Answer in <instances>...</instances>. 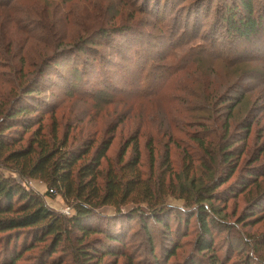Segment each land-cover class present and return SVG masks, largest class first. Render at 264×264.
Here are the masks:
<instances>
[{"label": "rangeland", "instance_id": "obj_1", "mask_svg": "<svg viewBox=\"0 0 264 264\" xmlns=\"http://www.w3.org/2000/svg\"><path fill=\"white\" fill-rule=\"evenodd\" d=\"M252 5L255 17L264 19V0H252ZM229 10L243 14L242 0H0L1 133L8 126L6 115L28 101L35 84L41 90L30 101L31 116H37L30 126L7 133L17 144L13 150H29L36 139L55 140L59 148L66 144L80 154L89 150L75 167L77 173L106 147L99 185L106 184L112 168L138 183L118 209L109 205L98 213L129 215L134 210L153 220V211L163 216L175 208L184 216L181 224L171 217L174 239L156 221L145 230L142 219H136L127 254L105 262L156 264L154 244L160 264H192L198 258L199 227L196 217L185 224L190 210L181 196L196 191L193 182L195 188L218 182L222 200L213 204L221 220L235 228L232 236L215 238L221 261L237 260V254L225 250L230 243L242 249V261L235 264L255 254L240 237L254 244L264 235V210L255 204L264 191V31L252 43L233 38ZM113 29L122 34L103 38L98 33ZM82 48L84 53H77ZM231 142L239 163L233 158L225 165L221 150ZM34 149L39 152L37 144ZM235 166L233 177L222 185ZM0 171L45 197L56 212L70 208L65 216L75 213L72 201L48 196L49 187L41 180L26 182L1 161ZM249 176L256 180L235 192ZM44 246L39 243L18 264H32ZM173 250L174 257L165 255ZM2 257L0 252V264H6ZM211 260L202 255L196 264Z\"/></svg>", "mask_w": 264, "mask_h": 264}, {"label": "trees", "instance_id": "obj_2", "mask_svg": "<svg viewBox=\"0 0 264 264\" xmlns=\"http://www.w3.org/2000/svg\"><path fill=\"white\" fill-rule=\"evenodd\" d=\"M242 7L243 14L237 13L236 10H229L232 15L226 19L229 24L231 22L234 25L233 38L245 43H252L253 38L264 31V19L262 16L255 17L252 0H242ZM236 17L238 20H235ZM98 33L100 37L110 38L122 34V30H101ZM93 44L94 42L88 43V45ZM88 45L86 47H90ZM212 45L216 47L217 42H213ZM76 51L77 53H84L85 49ZM37 87L35 84L26 96L27 102L6 115L5 120L8 126L4 130L5 132H0V161L3 168L10 167L13 169V173L19 174L26 182L35 179L46 183L49 187L47 195L52 199L60 194L68 203L72 201L75 213L66 217L63 213L56 212L48 206L45 197L28 189L11 175L7 176L3 171H0V235H8L6 238H0V252L2 258L7 261L6 264H18L39 243L45 246L38 258H32V264H115L114 262H105V259L106 257L116 258L119 255L127 254V237L133 229L132 222L136 219H142L140 222L145 230H147L149 221H156L167 233H173L171 237L174 239L177 233L172 228L171 222L173 220L171 217L175 216L179 224L184 219L181 212L175 208L166 212L163 209L165 212L163 216L161 215L162 212L153 211L151 214L154 215L151 217L153 220H147L148 218L144 217V212L135 214L134 210L129 215H122L119 211L118 214L109 216L98 213V209L109 205L118 209V203H124L134 194L135 185L138 183L134 179L126 180V177H120L117 171L112 168L107 173L106 184L104 186L99 185L98 179L99 176L101 177L99 168L102 159L106 157L108 148L101 149L97 157L90 163L79 167L77 173H75V167L89 153V150L80 154L76 150L69 151L66 144H63L61 149L55 140L51 143V141L43 139H36L34 142L38 145L39 152L34 149L35 144L31 145L29 150H13L17 144L13 143L14 140L7 133H11V131L20 132V129L28 128L32 119L37 117L31 116L34 110L30 107L32 105L30 101L34 97H38V93L41 92ZM227 125L228 123L226 124V131L228 132L229 127ZM228 136L230 135L228 134ZM196 141L201 146L204 143L203 140L197 138ZM228 145L221 150L222 164L231 165L233 158L237 159L238 164L239 156L236 153V148H234L235 143L231 142ZM8 151V155L4 157ZM138 158L139 156L135 159V164L133 162L131 164L137 165L139 163ZM236 170L237 166L230 170L222 185H225L233 177ZM251 180H256V178L249 176L242 183L243 186L238 187L235 192L245 189L247 187L246 181ZM193 186L194 190L196 189L195 192L191 190L190 195L181 196L185 198L188 203L186 207L190 210V216L185 224L188 225L191 218L196 217L199 227L195 243L198 258H195L192 264L199 263L202 255L204 257L210 255L212 257L211 264H228L221 261L215 246L217 236H232L235 230L234 227L228 226L226 222L221 220V214L213 204L216 199L222 200L221 195L217 192L220 186H218V182L198 188H195L193 182ZM231 195L234 196V194ZM263 203L264 191L255 201L256 210L263 211ZM166 216L169 220L164 218ZM98 221L107 224L105 227H97ZM240 238L243 239V247H249L250 250L255 251L253 256H250L249 253L245 255V264H264V235L255 239L254 244H250L251 242L243 237ZM157 247V245H152L154 249L152 255L155 263L160 264L156 260L158 258L156 255ZM175 247L180 248L178 245ZM226 249L233 251V255L237 254L235 263L242 261L241 246L237 249L233 243H230ZM227 252L229 256L230 251ZM62 253L66 257L60 259ZM165 255L169 258L174 257L176 251L167 252Z\"/></svg>", "mask_w": 264, "mask_h": 264}, {"label": "built area", "instance_id": "obj_3", "mask_svg": "<svg viewBox=\"0 0 264 264\" xmlns=\"http://www.w3.org/2000/svg\"><path fill=\"white\" fill-rule=\"evenodd\" d=\"M63 214H64V215H70V214H71V210H70V208H68L67 210H64V211H63Z\"/></svg>", "mask_w": 264, "mask_h": 264}]
</instances>
